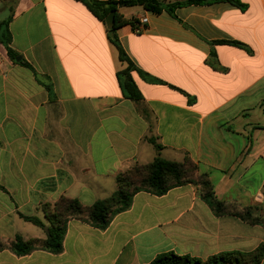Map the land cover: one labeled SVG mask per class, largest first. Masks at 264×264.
<instances>
[{
    "label": "crops",
    "instance_id": "crops-1",
    "mask_svg": "<svg viewBox=\"0 0 264 264\" xmlns=\"http://www.w3.org/2000/svg\"><path fill=\"white\" fill-rule=\"evenodd\" d=\"M239 1L243 9L217 2L174 16L120 8L129 22L116 34L142 96L133 101L117 77L128 64L82 2L0 0L19 55L11 59L0 42V264H150L168 252L206 261L264 244L262 225L216 216L188 184L137 193L104 230L71 219L59 254L12 250L17 238L47 237L27 220L48 226L45 204L67 197L90 207L117 191L120 173L157 157L187 155L237 210L264 201V0Z\"/></svg>",
    "mask_w": 264,
    "mask_h": 264
},
{
    "label": "trees",
    "instance_id": "trees-1",
    "mask_svg": "<svg viewBox=\"0 0 264 264\" xmlns=\"http://www.w3.org/2000/svg\"><path fill=\"white\" fill-rule=\"evenodd\" d=\"M82 2L88 10L100 21L106 23L107 17L111 13H115L114 23L109 29V39L119 51V57L122 62L128 64L127 68L118 73V81L124 98L139 101L142 99L130 73L135 70L134 64L123 50L118 37L117 30L128 24V20L124 19L118 13L122 7L141 6L146 11L160 13L163 10L174 16V11L178 7L189 5H210L217 2H228L240 8L244 6L239 0H183L175 1L172 4L163 5L157 0H77ZM12 20L10 15L6 20L0 22V42L5 46L8 55L15 60L19 55L11 48L12 35L9 30V24ZM233 45L241 46L242 44L232 42ZM21 65L31 68V66L21 60ZM141 77L148 81L157 83L147 74L139 71ZM149 143L154 145L157 151H161L162 147L156 143L153 138L149 139ZM188 163L171 162L157 157L152 163L139 165L136 164L126 171L120 173L116 177L118 189L109 198L98 201L90 207L82 205L77 199L61 197L55 204H45L46 221L49 227L46 228L47 239L44 241L30 240L24 242L21 238H17L12 245V250L18 256H25L36 249H42L53 254H59L63 250V240L67 231V224L71 219H77L99 229H106L115 215L127 211L133 202L134 196L139 192H148L156 196H163L173 188L191 184L198 190L201 199L211 208L213 213L220 216H235L242 221L252 225H262L264 221L252 219V208L237 210L233 206L226 205L220 201L213 190L212 182L206 173H199L198 165L188 157ZM187 164L190 170L186 168ZM28 221L41 228L45 225L37 218H27ZM264 260V244H261L252 252L230 251L220 253L203 261L199 258L189 255L180 256L173 252L158 255L150 264H260Z\"/></svg>",
    "mask_w": 264,
    "mask_h": 264
},
{
    "label": "rangeland",
    "instance_id": "rangeland-1",
    "mask_svg": "<svg viewBox=\"0 0 264 264\" xmlns=\"http://www.w3.org/2000/svg\"><path fill=\"white\" fill-rule=\"evenodd\" d=\"M178 1H180V0H178ZM183 1V0H182ZM254 137H257V133H255V136ZM150 138H153V137H150ZM150 138H148V142H149V139ZM154 139V138H153ZM155 140V139H154ZM187 159H188V156L187 155H185V156H183V158H182V161L181 162H179V163H188L187 162ZM178 163V162H177ZM133 167V166H132ZM186 168L188 169V170H190V166L187 164V166H186ZM199 173H200V170L198 171ZM201 174V173H200ZM198 190L199 189H201V187H198L197 188ZM198 194H199V192H198ZM43 210H45V207L43 208L42 207V211ZM252 219L253 220H257V221H264V201H262V203H260L259 205H256V206H252ZM49 227V224H48V226H46L45 227V230H46V228H48ZM46 234H47V232H46ZM47 239V237L45 238V239H37V240H39V241H44V240H46ZM35 240V239H34Z\"/></svg>",
    "mask_w": 264,
    "mask_h": 264
},
{
    "label": "built area",
    "instance_id": "built-area-1",
    "mask_svg": "<svg viewBox=\"0 0 264 264\" xmlns=\"http://www.w3.org/2000/svg\"><path fill=\"white\" fill-rule=\"evenodd\" d=\"M147 24H148V19L146 17L142 18L138 23H136V27L134 28V31L136 33H141Z\"/></svg>",
    "mask_w": 264,
    "mask_h": 264
},
{
    "label": "water",
    "instance_id": "water-1",
    "mask_svg": "<svg viewBox=\"0 0 264 264\" xmlns=\"http://www.w3.org/2000/svg\"><path fill=\"white\" fill-rule=\"evenodd\" d=\"M114 19H115V13H111L107 19H106V24L108 27H111V25L114 23Z\"/></svg>",
    "mask_w": 264,
    "mask_h": 264
}]
</instances>
